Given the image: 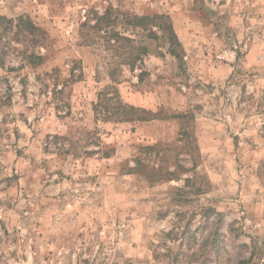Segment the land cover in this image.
I'll use <instances>...</instances> for the list:
<instances>
[{"label": "rangeland", "instance_id": "rangeland-1", "mask_svg": "<svg viewBox=\"0 0 264 264\" xmlns=\"http://www.w3.org/2000/svg\"><path fill=\"white\" fill-rule=\"evenodd\" d=\"M0 264H264V0H0Z\"/></svg>", "mask_w": 264, "mask_h": 264}, {"label": "trees", "instance_id": "trees-1", "mask_svg": "<svg viewBox=\"0 0 264 264\" xmlns=\"http://www.w3.org/2000/svg\"><path fill=\"white\" fill-rule=\"evenodd\" d=\"M156 117H152L151 119H155ZM137 120H143V119H137ZM145 120H150V118L145 119Z\"/></svg>", "mask_w": 264, "mask_h": 264}]
</instances>
